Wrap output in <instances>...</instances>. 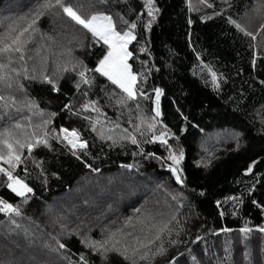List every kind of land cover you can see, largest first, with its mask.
<instances>
[{
	"label": "trees",
	"instance_id": "obj_1",
	"mask_svg": "<svg viewBox=\"0 0 264 264\" xmlns=\"http://www.w3.org/2000/svg\"><path fill=\"white\" fill-rule=\"evenodd\" d=\"M11 1L0 0V44L18 35L11 15L29 16ZM46 2L21 3L43 11L21 37L23 59L0 53L11 77L0 82V132L48 140L10 169L32 192L19 196L0 173V199L19 209L0 212V264H264V0H153V16L146 0H65L118 30L136 24L134 99L95 70L107 45ZM107 228L130 237L97 247Z\"/></svg>",
	"mask_w": 264,
	"mask_h": 264
},
{
	"label": "snow or ice",
	"instance_id": "obj_2",
	"mask_svg": "<svg viewBox=\"0 0 264 264\" xmlns=\"http://www.w3.org/2000/svg\"><path fill=\"white\" fill-rule=\"evenodd\" d=\"M145 6L148 8V15L153 16L154 11H156L153 8V0H146ZM55 7H59L62 12L70 17L76 24L87 29L93 37L98 38V42L102 41L104 45L108 46L107 54L99 61V65L95 70L102 75L107 76L109 80L127 93L129 99H134L136 96L135 86L137 76L131 71V65L128 64V58L132 54L128 52L127 46L136 38L131 31V29L136 28V24L132 23L129 26V30L120 32L117 31L116 24L114 23L112 16L106 15L102 12H95L85 16L75 9L70 3H65V0H55V3H52V0H48V2L42 5L43 9L49 10ZM41 15H43V11H38L36 13L37 18ZM232 23H235V21H232ZM34 24L35 20H33L32 23L29 24L27 28L23 29V31L18 35L12 37L9 43H4L3 47L0 48V53H20V59H23V48L25 42L22 41L21 37L24 35V32H28ZM236 27L240 28L241 26L236 24ZM248 35L252 34L248 33ZM8 67V64L0 63V82H3L6 86L11 87V84L9 83L11 77L7 72L3 71ZM11 71L16 72L17 76L19 75L16 69L13 68ZM80 76L83 77L84 72H81ZM212 77L213 81H215L216 74L212 73ZM45 79H47V77ZM48 82L51 83V80ZM156 93L158 99L160 90L157 89ZM141 95H143V93H141ZM4 99L5 97L0 96V101ZM84 107L87 108L88 105H85ZM157 115H159L158 110ZM15 127L20 128L21 125L16 124ZM60 132L63 134V139L67 141L73 149L77 147L86 148V143L80 140V135L75 129L69 131L67 128H61ZM32 135L36 136V133H32ZM46 136L47 133H45L44 136H36L34 141L25 140L24 142H21V140L13 137L11 132L7 129L0 132V137H3V139H0V145H3V148L0 149V162L8 165L6 168L3 167V164H0V173L7 176V187L19 196H25L26 193L32 192V189L28 187L22 179L14 176L13 171L10 169L14 170L22 162L20 152L21 149H27V151L31 153L34 147L41 144L47 145L48 140L45 138ZM132 142L136 143L135 138H132ZM170 158L174 161V163L179 164L180 161L176 156H172ZM173 171L175 172L176 169H173ZM249 171H251V168H249ZM179 179L180 177L177 175V180ZM0 205H2L0 206V212H15L19 214L18 208H14L13 205L2 199H0ZM245 231H247V229H245ZM260 231L264 232V228H261ZM60 247H64V245H60Z\"/></svg>",
	"mask_w": 264,
	"mask_h": 264
},
{
	"label": "rangeland",
	"instance_id": "obj_3",
	"mask_svg": "<svg viewBox=\"0 0 264 264\" xmlns=\"http://www.w3.org/2000/svg\"><path fill=\"white\" fill-rule=\"evenodd\" d=\"M25 1L26 0H12L10 3L8 2L7 3V5H6V9H10V10H17L19 7H21V5H23L24 7H22L23 9H21L19 12L20 13H22V10H25L26 9V11H27V14L30 16V14L33 12V9L35 8V6H36V4L35 5H24V4H21V3H25ZM29 16H21V18L20 17H18V15H11V17H9V18H11V20L12 21H14L15 23H12V24H9V25H11V27L10 28H12V30L14 31V32H17L18 34L20 33V32H22L23 31V29H25V24H21V22L22 21H25V22H32L33 20H35V18H36V16H30V18H29ZM29 18V19H28ZM28 20V21H27ZM20 26H22L23 28H19ZM127 30H129V29H124V30H118L117 29V31H120V32H123V31H127ZM133 35H134V33H133ZM12 35H9L8 36V39L11 37ZM23 36H25V32H24V35ZM3 38V37H2ZM260 38L261 39H264V34H262L261 36H260ZM7 39V40H8ZM133 41V40H132ZM131 41V42H132ZM1 42H2V39H1ZM130 42V43H131ZM4 43H8V42H4ZM4 43H2V44H0V48H2L3 47V45H4ZM130 43L128 44V46H127V50H128V52H129V45H130ZM108 47V46H107ZM130 57V56H129ZM128 61H129V58H128ZM129 64V63H128ZM99 65V64H98ZM98 67V66H97ZM132 71V70H131ZM85 77V76H84ZM107 79H108V77L107 76H105ZM109 80V79H108ZM111 81V80H110ZM112 82V81H111ZM113 83V82H112ZM116 85V84H115ZM117 86V85H116ZM122 90V89H121ZM159 98H160V94H159ZM159 98L157 99L156 98V101H155V109L156 110H159V106H158V100H159ZM212 140H214V138H213V135L212 134H210V135H208V136H206V138L204 139V140H202L201 142H202V144L204 145L202 148L204 149V147L206 146V145H208ZM83 142V141H82ZM174 156H176V155H174ZM115 178H110V179H108V180H106L105 181V183H104V189L105 188H107L106 190H107V196L109 197V200L110 199H112V198H110V197H114L113 195H111V193H112V191L114 192V193H117V192H119L118 191V188L117 187H115V184H116V180H114ZM122 180H120V181H117L118 183L120 182V183H122L121 182ZM135 184V183H134ZM127 186V185H126ZM96 189H99L98 187H96ZM101 190V189H100ZM151 190H155V184L152 186V189ZM140 192V190L139 189H136L133 193H131V194H133V195H131V197H132V199H133V197L135 196L134 194H137V193H139ZM120 193H118V194H116L115 196H117V195H119ZM127 194H128V192H127ZM124 201H130V197H129V199L128 200H124ZM123 201V202H124ZM111 208V207H110ZM109 211L110 210H103L102 212H99V211H97V212H95L93 215H92V220H95V221H97L99 218H101V219H103V217H101V216H103L104 215V217L106 216V213H109ZM172 215H171V217H173V216H177L178 215V213H176V211L175 212H173V213H171ZM109 229L107 228L106 229V233H103L102 234V236H101V238L96 242L97 243V247H100V246H102V248H105V247H110V246H112V244H118V243H121V242H123V241H125L126 239H127V237L129 238L130 236H129V234L128 233H123L122 235H119V232L118 233H115V235L113 236V235H109ZM118 234V235H117ZM133 237V235L131 236V238ZM27 245V244H26ZM120 245V244H119ZM12 256V255H11ZM14 260V262H15V264L17 263V264H26V263H28V264H31V262H28V259L27 258H23V259H13ZM34 260V259H33ZM24 262V263H23ZM53 264H57V262H53Z\"/></svg>",
	"mask_w": 264,
	"mask_h": 264
},
{
	"label": "built area",
	"instance_id": "obj_4",
	"mask_svg": "<svg viewBox=\"0 0 264 264\" xmlns=\"http://www.w3.org/2000/svg\"><path fill=\"white\" fill-rule=\"evenodd\" d=\"M5 215H9L10 214V212H3ZM13 213H15V212H13Z\"/></svg>",
	"mask_w": 264,
	"mask_h": 264
}]
</instances>
